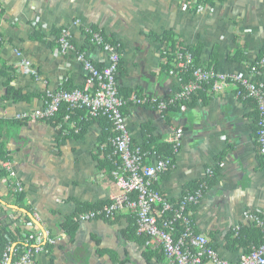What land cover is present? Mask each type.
<instances>
[{
    "label": "crops",
    "instance_id": "1",
    "mask_svg": "<svg viewBox=\"0 0 264 264\" xmlns=\"http://www.w3.org/2000/svg\"><path fill=\"white\" fill-rule=\"evenodd\" d=\"M0 5V143L17 173L12 179L1 176L0 161L2 224L32 229L23 226L9 186L11 180L20 181L44 238H60L46 245L38 264H159L163 251L158 244L125 236L135 217L129 208L114 219L74 220L83 213L81 204L106 205L120 193L112 176L115 131L106 120L92 119L84 110L56 126L43 120L20 122L15 116L43 108L47 89L83 86L85 71L75 51L59 52L56 40L62 28H68L76 49L97 66H106L108 55L88 40L87 29L97 28L118 41L123 52L119 86L131 94L165 98L181 89V76L174 69L163 70V48L152 34L174 32V59L178 52L187 54L189 47L202 45V65L246 74L264 51V0H0ZM16 50L32 61L40 80L25 74ZM253 78L264 81V66ZM9 79L30 101L5 98ZM205 93L196 94L177 113L163 115L149 105H129L123 112L137 146L147 139V129L164 141L183 131L175 166L157 184L173 201L184 195L188 183L208 179V170L220 166L216 182L191 209L192 219L195 230L208 236L223 258L238 264L249 250L242 246L244 240H235L239 235L234 231L255 224L249 212L264 218L257 109L255 102L237 98L233 86L221 93L208 87ZM71 219L74 233L62 228Z\"/></svg>",
    "mask_w": 264,
    "mask_h": 264
},
{
    "label": "built area",
    "instance_id": "2",
    "mask_svg": "<svg viewBox=\"0 0 264 264\" xmlns=\"http://www.w3.org/2000/svg\"><path fill=\"white\" fill-rule=\"evenodd\" d=\"M78 24V22H76ZM91 43L102 48L108 55V63L99 68L85 51L76 49L72 33L68 28L61 31L57 38L59 52L63 55L75 51L77 61L83 64L85 80L81 88L73 90L60 89L45 90L44 107L24 111L15 116L17 121L43 120L54 118L63 106H66L69 121L78 110H84L92 119L107 118L115 131L112 138L114 168L112 176L120 189V193L113 195L108 204L97 210L83 212L74 217L75 221H89L97 217L114 219L123 209L129 208L136 218L137 234L149 238L147 244L155 243L162 249L165 260L159 264H232L223 258L214 246L212 240L205 234L195 230L191 207L198 205L207 190L209 183L203 182L195 190L184 194L177 201L157 187L161 177L174 166L183 139V131L178 129L165 142L172 145L173 156L161 158L156 153L145 152L140 146L133 147V139L127 119L123 112L126 106L149 105L160 114H165L177 103L191 101L193 97L206 86L213 93H221L226 87H235V95L242 100H253L258 108L257 144L264 156V81H255L253 75L264 66V55L251 65L249 73L219 72L213 67L196 66L191 52L177 53L174 63L180 73L190 74L186 84L170 97L158 98L149 93L131 94L129 97L121 95L119 90L118 72L122 59L121 45L106 42L101 32H93ZM16 54L22 59L21 65L27 75L40 80L38 70L31 60L24 58L20 50ZM75 133L80 129L74 125ZM147 160H151L150 163ZM1 169L8 172V176H16L12 163L2 161ZM211 177L214 170H208ZM15 193L24 192L20 181H11ZM249 218L262 229L263 242L258 247L244 254L238 264H264V218L249 212ZM34 222L38 216L33 215ZM23 226L31 228V222L22 220ZM35 242L13 263L16 253L15 244H9L3 254L0 264H38L37 257L46 251L47 244H56L60 238H44V234L36 228Z\"/></svg>",
    "mask_w": 264,
    "mask_h": 264
},
{
    "label": "trees",
    "instance_id": "3",
    "mask_svg": "<svg viewBox=\"0 0 264 264\" xmlns=\"http://www.w3.org/2000/svg\"><path fill=\"white\" fill-rule=\"evenodd\" d=\"M3 13H4V10L1 8V5H0V19L3 15ZM91 29L93 30V32H101L97 28L92 27ZM84 31H85V29H84ZM101 33H102L106 42L113 43V44L119 43L118 41H116L113 38H108L105 34H103V32H101ZM173 34H174V32L168 31L162 35L152 34L151 37H153L154 39L159 41L162 45L163 57L166 61V64L163 65V70L165 69L166 72H170L171 70L174 69L175 72L180 73V71L173 66L174 55H175L176 50L178 48L177 42L175 40H173ZM87 36L89 38L88 40L91 41L92 34L87 32ZM0 47H1V42H0ZM121 48H122V45H121ZM187 50L193 54L195 65L201 66L202 65V45L191 46ZM240 55L242 56L241 52H239V56ZM263 55H264V51L260 54V56L258 57L257 60H259ZM242 59H243V56L240 60L242 61ZM98 67L103 68L104 66H98ZM121 67H122V59H121L120 65H119V73H120ZM180 76H181V83H182V87H183V85L188 82L191 75L180 73ZM119 77H120V74H119V76H117V78H119ZM207 88H208V86H206L204 88V90L199 91L198 92L199 95L206 94L205 91L207 90ZM65 89L71 90V88H68V87H65ZM119 90H120L121 95H124L125 97H129L131 95V91H124V89H122L121 87H119ZM5 98L10 99V100H15V101H19V100L30 101V99H31V97L29 95H25L20 90L15 89L11 85L10 79L6 83ZM193 98L196 100L198 97L194 96ZM250 101H253V100H250ZM187 102H190V101H184V102L177 103L176 105L171 107L166 113L170 114V113L179 112L180 107L182 105H186ZM253 102H255V101H253ZM255 104H256V102H255ZM256 109H257V112H256V115H257V117H256V134H257V121H258V116H259L257 104H256ZM67 114H68L67 108H66V106H63L61 108L60 112L54 118H52L51 120H48V122H50L54 126L59 125V123L62 122V120L66 117ZM104 119L106 120V122L108 124V129H110L111 127L113 128L111 122L107 118H104ZM22 122H25V121H22ZM145 128H148V127L145 126ZM151 132L152 131L150 129H147V134H145L147 139H145L143 145H140V147L143 149V151L156 153L161 158L173 156L172 145L166 143L161 137H154L151 134ZM114 135H113V137H114ZM79 137H80V135H79ZM106 138H107V136L102 137L101 142L106 140ZM132 142H133V147L137 146V144H136V142H134V140ZM259 156H260V159H262L264 161V156L260 153V150H259ZM6 160H8V157L4 151V144L0 143V161H6ZM175 162H176V157L174 160V166H175ZM174 166L171 167L164 176L169 175L170 172L173 170ZM112 168H113V166H112ZM213 170H214L213 175L211 177H208V179L202 180L200 182L188 183L185 186V193L184 194H187L188 192H191V191H195L200 186V184L205 182V181L208 182L209 185L215 183L217 180L218 174H219L220 166L219 165L215 166V168ZM4 175L8 176L9 174L7 171L3 170L1 172V176H4ZM11 181L9 182V186L11 184ZM10 189H11V193L15 196V205L20 210L17 212H20L22 214V219H24L28 222H31L33 225L31 226L32 229L29 230V229H24L22 226L14 227L12 222L10 224H7V225L2 224V222L0 220V263H1V260L3 258V254H4L7 246L9 244H13V245L15 244L16 253L14 254V257H13V263H14L16 261V259L19 258L23 254L24 250L27 249L32 243L35 242V240H34V238H35L34 229L37 228V226L35 224L37 222L36 221L34 222V219H33L34 212H32L31 207L25 203V193H23V192L22 193H15L13 191L12 187H10ZM104 205H105L104 203L95 204V205L81 204V207H79V209H80L79 212H87V211H91V210H97ZM195 207H197V205L192 206L191 209L194 210ZM133 219L134 220H132L131 228L127 229L125 231V236L128 237L129 239H134V240L140 241L141 243L147 244L149 238H147L146 236H143V235L141 236V235L137 234L136 218L133 217ZM70 224H74V226L71 227V229H68ZM75 224L76 223H74L71 219V220L67 221L65 224H63L62 228L67 230V232L74 233V231L76 229ZM235 234L239 235L235 240L237 242L244 240L246 243H241V244H242V246H245L249 251H251L253 247L260 246L263 242L262 229L259 228L258 226H256L255 224L253 226H250V227L247 226V227H244L240 230H235L233 235H235ZM229 239H230V237H229ZM47 247H48V245H47ZM162 259H163V261L165 260V255H164V253L161 252L160 261H162Z\"/></svg>",
    "mask_w": 264,
    "mask_h": 264
}]
</instances>
